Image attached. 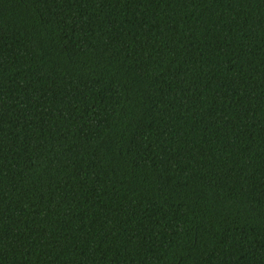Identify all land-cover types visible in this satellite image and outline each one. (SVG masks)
Returning a JSON list of instances; mask_svg holds the SVG:
<instances>
[{"label":"trees","instance_id":"obj_1","mask_svg":"<svg viewBox=\"0 0 264 264\" xmlns=\"http://www.w3.org/2000/svg\"><path fill=\"white\" fill-rule=\"evenodd\" d=\"M0 264H264V0H0Z\"/></svg>","mask_w":264,"mask_h":264}]
</instances>
